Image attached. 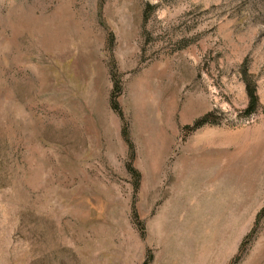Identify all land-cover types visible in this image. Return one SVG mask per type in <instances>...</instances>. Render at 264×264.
I'll list each match as a JSON object with an SVG mask.
<instances>
[{"label": "rangeland", "instance_id": "1", "mask_svg": "<svg viewBox=\"0 0 264 264\" xmlns=\"http://www.w3.org/2000/svg\"><path fill=\"white\" fill-rule=\"evenodd\" d=\"M263 110L264 0H0V264H264Z\"/></svg>", "mask_w": 264, "mask_h": 264}, {"label": "trees", "instance_id": "2", "mask_svg": "<svg viewBox=\"0 0 264 264\" xmlns=\"http://www.w3.org/2000/svg\"><path fill=\"white\" fill-rule=\"evenodd\" d=\"M147 8H149V7H147ZM244 65H245V63L242 65V70H243V73L245 74ZM245 89H246L247 96H248V105H247V108L245 109L244 113L246 115H250L255 110V107L257 106V97L255 95L254 89L248 83H246ZM263 112H264V110H263ZM207 120H208V116H205L201 121H199L197 123V126L203 125L204 123L207 122Z\"/></svg>", "mask_w": 264, "mask_h": 264}]
</instances>
